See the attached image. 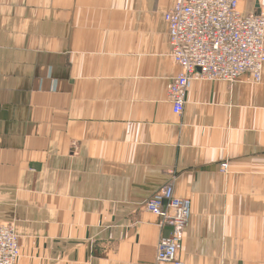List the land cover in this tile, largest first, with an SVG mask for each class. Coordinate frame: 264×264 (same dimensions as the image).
I'll return each instance as SVG.
<instances>
[{
  "label": "crops",
  "instance_id": "obj_1",
  "mask_svg": "<svg viewBox=\"0 0 264 264\" xmlns=\"http://www.w3.org/2000/svg\"><path fill=\"white\" fill-rule=\"evenodd\" d=\"M175 2L0 0V222L17 264H155L169 228L145 202L167 183L190 202L185 264H264V71L196 80L175 114Z\"/></svg>",
  "mask_w": 264,
  "mask_h": 264
},
{
  "label": "built area",
  "instance_id": "obj_2",
  "mask_svg": "<svg viewBox=\"0 0 264 264\" xmlns=\"http://www.w3.org/2000/svg\"><path fill=\"white\" fill-rule=\"evenodd\" d=\"M241 0H176L165 13L170 56L179 66L168 86L173 112L181 115L196 80L235 82L249 75L260 82L264 71V12L245 13ZM226 170V164H223ZM169 233L158 241L156 264H185L180 257L190 202L175 195L167 183L145 202ZM19 235L13 223L0 222V264H17Z\"/></svg>",
  "mask_w": 264,
  "mask_h": 264
},
{
  "label": "bare ground",
  "instance_id": "obj_3",
  "mask_svg": "<svg viewBox=\"0 0 264 264\" xmlns=\"http://www.w3.org/2000/svg\"><path fill=\"white\" fill-rule=\"evenodd\" d=\"M150 212V211H149ZM152 213V212H151ZM154 214V213H153ZM156 215V214H155ZM158 245V244H157ZM155 264H156V257H155Z\"/></svg>",
  "mask_w": 264,
  "mask_h": 264
},
{
  "label": "rangeland",
  "instance_id": "obj_4",
  "mask_svg": "<svg viewBox=\"0 0 264 264\" xmlns=\"http://www.w3.org/2000/svg\"><path fill=\"white\" fill-rule=\"evenodd\" d=\"M241 8V7H240ZM242 10V9H241ZM261 12H264V11H261ZM223 171H226V170H224V168H223Z\"/></svg>",
  "mask_w": 264,
  "mask_h": 264
}]
</instances>
